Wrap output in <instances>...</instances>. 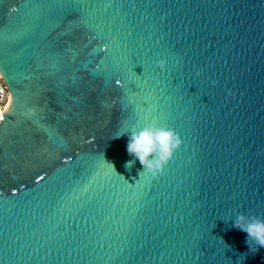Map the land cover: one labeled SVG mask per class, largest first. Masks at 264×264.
<instances>
[{"label": "water", "instance_id": "1", "mask_svg": "<svg viewBox=\"0 0 264 264\" xmlns=\"http://www.w3.org/2000/svg\"><path fill=\"white\" fill-rule=\"evenodd\" d=\"M0 73V264H264V0H0Z\"/></svg>", "mask_w": 264, "mask_h": 264}, {"label": "clouds", "instance_id": "2", "mask_svg": "<svg viewBox=\"0 0 264 264\" xmlns=\"http://www.w3.org/2000/svg\"><path fill=\"white\" fill-rule=\"evenodd\" d=\"M156 65L163 70L166 67V61L159 59L156 61ZM3 80L4 77L0 74V84H2ZM212 83L215 85L216 81ZM4 91H6V89L0 88V92ZM11 103L12 96L9 94L7 96V103L0 108V113L6 111ZM2 118L3 117L0 116V119ZM124 134L129 135L127 152L130 156L134 157L133 160L125 164V167L131 169L135 160L138 159L143 166L142 172H147L153 177L158 176L164 171L166 165L183 143L179 134L173 129L161 126L155 121L146 123L142 126L133 125L128 127L117 137ZM233 226L247 233L246 243L250 251H252L253 245H255L256 251L264 247V217L237 213Z\"/></svg>", "mask_w": 264, "mask_h": 264}, {"label": "built area", "instance_id": "3", "mask_svg": "<svg viewBox=\"0 0 264 264\" xmlns=\"http://www.w3.org/2000/svg\"><path fill=\"white\" fill-rule=\"evenodd\" d=\"M0 88L6 89V91L0 92V97H2V98H0V108H2L4 106V104L7 103V96L9 95V91H8V89L4 83V80H3L2 84H0ZM2 113H4V111Z\"/></svg>", "mask_w": 264, "mask_h": 264}, {"label": "snow or ice", "instance_id": "4", "mask_svg": "<svg viewBox=\"0 0 264 264\" xmlns=\"http://www.w3.org/2000/svg\"><path fill=\"white\" fill-rule=\"evenodd\" d=\"M117 83H118V81H117Z\"/></svg>", "mask_w": 264, "mask_h": 264}]
</instances>
